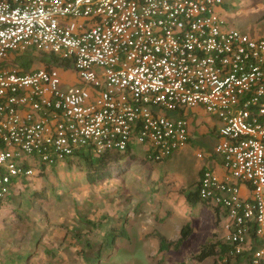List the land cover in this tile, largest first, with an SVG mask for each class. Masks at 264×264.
<instances>
[{"label":"built area","instance_id":"2783aa9c","mask_svg":"<svg viewBox=\"0 0 264 264\" xmlns=\"http://www.w3.org/2000/svg\"><path fill=\"white\" fill-rule=\"evenodd\" d=\"M231 2L0 0V211L22 179L80 149L169 158L200 106L219 125L200 202L222 217L230 254L264 264V36L228 24ZM30 51L48 66H21Z\"/></svg>","mask_w":264,"mask_h":264},{"label":"rangeland","instance_id":"374dc122","mask_svg":"<svg viewBox=\"0 0 264 264\" xmlns=\"http://www.w3.org/2000/svg\"><path fill=\"white\" fill-rule=\"evenodd\" d=\"M224 17L231 27L252 38L264 36V0H232ZM21 60L35 61L32 68L50 61L31 51ZM60 73L64 79L74 76ZM76 82L75 77L71 83ZM71 83L63 81L60 88ZM186 113L191 132L188 145L161 162L148 161L144 147L137 145L121 158L109 177L100 181L89 182L82 166L64 164L47 169L42 177L25 180L30 184L26 189L20 184L17 196L0 211V264H16L18 255L26 256L21 264H224L219 254L203 262L193 259L205 243L224 241L221 216L218 223L210 207L189 205L181 188L178 191L174 185L168 189V198L153 195L157 188L152 185L164 186L161 181L165 176L188 184L193 182L197 166L212 167L214 130L219 126L216 118L200 106ZM166 114L178 117L177 112ZM198 152L201 159L196 157ZM139 160L156 169L148 176L151 182ZM189 187H184V193L194 185ZM188 213L194 220L198 218L194 235L177 250L160 251V238L165 243L175 242ZM76 234L82 236V242L76 240ZM84 243H90L91 248L86 249ZM227 264L249 262L245 257L231 256Z\"/></svg>","mask_w":264,"mask_h":264},{"label":"trees","instance_id":"16d2710c","mask_svg":"<svg viewBox=\"0 0 264 264\" xmlns=\"http://www.w3.org/2000/svg\"><path fill=\"white\" fill-rule=\"evenodd\" d=\"M19 62L21 63V66L26 67V68H32L33 66L32 60H27V61L21 60ZM42 65L46 67L48 66V62ZM123 156L124 155H119V154H105L102 157L95 158L92 156V154L89 151L80 149L71 158L66 159L63 162V164H68V166L70 165L71 166H82L84 169L85 178L89 182H95V181H100L106 177H109L110 176L109 172L113 171L114 168L119 165V161L121 160ZM54 168L55 167H53V169ZM45 172L46 170L43 168L35 177L36 178L42 177L44 176ZM21 183L23 184V187L25 189L30 186V184L24 179L21 180ZM194 190L184 193L185 201L189 204H196L197 202H200L199 196L196 190L195 191ZM215 213H217L216 209H215ZM217 218H218L217 222L219 223V220H220L219 216H217ZM190 232H191V228L189 224H184L179 231V238L175 242L165 243L163 242L164 240L160 238L162 241L159 245V250L164 251V250H168L169 248H173L174 250H177L178 246H180L181 243L184 240H186ZM75 238L79 243L82 242L81 235L76 234ZM108 238L109 237L106 236L104 239V245H106V248L109 247L108 246L109 244L106 242V240L109 241ZM84 244H85L86 249L91 248L90 243H84ZM230 250H231V247L227 245L224 241L222 243L216 242V241H209L201 246L199 252L193 256V259L196 260L197 262H203L205 259L219 254V260L224 261L225 262L224 264H227V261L230 259V257L234 256L230 254ZM25 257L26 256L18 255L17 258L14 260V262H16V264H21L25 260ZM234 257H245L248 259L247 253H244L243 255H237ZM96 260H99L98 256ZM248 262H249V259H248Z\"/></svg>","mask_w":264,"mask_h":264},{"label":"crops","instance_id":"0c3cea01","mask_svg":"<svg viewBox=\"0 0 264 264\" xmlns=\"http://www.w3.org/2000/svg\"><path fill=\"white\" fill-rule=\"evenodd\" d=\"M228 6V5H227ZM226 6V7H227ZM259 37H262V36H259ZM192 124L195 126V121H193L192 122ZM188 145V144H187ZM134 148H136V146H133L132 148H130V152H132L133 150H134ZM130 159H132V158H130ZM139 165H140V167H142L143 168V173L145 174V173H147L146 175H145V177L147 178V181H149V182H151V178L150 177H148L149 175H151L152 173H154L155 171H156V169L155 168H153V167H151V166H146V164H143V161L142 160H139ZM145 163V162H144ZM212 163H213V165H212ZM62 165H64L63 163H59L58 164V166L57 167H61ZM210 167L211 168H214V170H219V167H218V163L216 162V161H210ZM55 167V166H54ZM56 167V168H57ZM56 168H54V169H56ZM123 170H122V172L123 171H125V172H127L123 167H121ZM204 168V166L203 165H199V166H197V168H196V172H195V176L193 177V182H189L188 184H184L183 182H181V180H179L178 178H175L174 180H169L168 178H167V176H165V177H163L162 179H164V180H162L161 182H162V184H164V186H156V184H153L152 185V187L154 186L155 188H157V191L153 194L154 196L156 195V194H160V196H161V198L162 197H167L168 198V189H170L173 185H174V187L175 188H177L178 189V191L180 190V188H181V193H182V197H184V192H185V190H184V187L187 185V187H188V189H190L191 187H189V186H191L192 184L194 185V188L192 189V190H190V191H193L194 189L196 190V186H197V183H198V180H199V177H200V174H201V171H202V169ZM143 174V175H144ZM142 175V176H143ZM153 177V176H152ZM140 190H143L144 188H139ZM194 190V191H195ZM160 192H162V193H160ZM133 197V196H132ZM184 200H185V198H184ZM139 202H137V204H138ZM150 204V203H149ZM189 204V203H188ZM198 204H200L202 207H207L208 205H206V204H204V203H202V202H197L196 204H189V205H198ZM208 207H210V206H208ZM210 210H211V213H212V216H213V218L215 217V220L217 219V213H215V210L212 208V207H210ZM201 213H203V211L201 212ZM187 218L188 219H190V220H188V219H186V223L185 224H189V226H190V228H191V232H190V234H189V236L186 238V239H188L190 236H192V235H194V222L195 221H198V218H196L195 220L192 218V216H190L189 215V213L187 214ZM201 221V220H200ZM220 222V221H219ZM223 235V234H222ZM166 236V235H165ZM165 236H163L162 234H161V236L160 237H165ZM164 239V238H163Z\"/></svg>","mask_w":264,"mask_h":264}]
</instances>
